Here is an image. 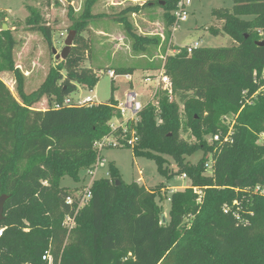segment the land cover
Wrapping results in <instances>:
<instances>
[{"label": "trees", "instance_id": "16d2710c", "mask_svg": "<svg viewBox=\"0 0 264 264\" xmlns=\"http://www.w3.org/2000/svg\"><path fill=\"white\" fill-rule=\"evenodd\" d=\"M96 2L86 0L79 19L70 11L77 34L71 54L51 67L39 89L29 95L24 91L25 76L14 61L13 34L0 32V73L7 68L14 74L19 97L0 79V199L7 198L0 223V264H48L43 259L47 254L53 264H264V195L253 191L264 186V144L259 143L264 134V97L239 114L233 143L210 145L206 140L211 134L226 133L222 117L238 114L243 91L257 89L253 73L264 68V45L257 44L264 42V0H233L232 10H213L223 27L208 31L227 35L235 44L198 48L192 54L187 46L167 56L164 68L175 101L161 96L160 123L151 105L140 114L134 155L153 160L162 176L186 175L191 181L187 189L172 193L165 223L159 203L163 187L126 184L112 164L109 178L92 183V197L78 212V201L66 202L73 196L71 190L61 186L63 178L79 183L82 170L96 168L103 157L93 144L111 135L109 123L121 118L113 78L108 103L54 108L79 86L92 91L100 79L98 69L85 65L92 48L82 35L95 18ZM178 3L153 0L123 14L160 6L170 28ZM27 9L30 30L41 33L52 46V28L37 10ZM120 22L135 49L157 44L156 39L135 33L125 17ZM171 38L169 31L167 43ZM112 70L116 76H130L135 69L107 73ZM43 97L49 108L35 110ZM185 132L195 141L184 140ZM198 152L203 157L197 164L187 162ZM168 158L175 162V171L168 167ZM195 188L202 190L201 197ZM68 216L76 217L71 230L64 225Z\"/></svg>", "mask_w": 264, "mask_h": 264}, {"label": "rangeland", "instance_id": "374dc122", "mask_svg": "<svg viewBox=\"0 0 264 264\" xmlns=\"http://www.w3.org/2000/svg\"><path fill=\"white\" fill-rule=\"evenodd\" d=\"M85 1L0 0V32L3 31L2 26L7 24V31L13 34L16 41L14 61L25 76L24 91L27 95L36 92L44 82L50 68L56 66L58 61L53 51L56 50L57 54H61L69 33L74 31L69 13L72 10L74 18L79 19L83 13ZM150 1L153 0H97L92 8L95 18L89 23L87 32L82 35L90 41L92 48L91 58L85 65L98 69L100 79L92 91L88 87L81 86L71 95L73 98L83 99L94 95L98 104H106L110 100L113 84L106 67L133 68L136 70L130 79L126 75L115 78V98L120 102L124 101L127 92L131 91L129 80H132L133 91L139 95L144 105L152 106L159 103L164 94L153 86L148 88L143 84L142 78L147 74L145 69L157 72L164 65L167 56L175 55L178 49L191 46L196 42L200 43L201 48L230 47L235 44L227 35L214 36L208 31L222 29L223 23L216 20L212 12L216 9L232 10L233 0H192L187 21L181 23L176 31H173V26L169 28L165 11L160 6L141 8L138 12L123 14L127 9L142 7ZM28 7L37 10L44 24L52 28V46L48 45L41 33L31 31L26 24L30 16ZM120 17H125L130 22L135 33L142 37L156 39L157 44L144 49H135V41L126 31L124 24L120 22ZM169 31L172 33V38L167 43ZM0 79L19 100L14 74L5 68L0 73ZM48 108L49 100L46 97L35 105V110L38 111H46ZM181 137L188 142L195 141L190 132L182 133ZM207 141L212 145L210 136L207 137ZM259 143L264 144V136L260 137ZM101 157L104 160L98 163L96 169L81 171L79 183L70 177H65L61 180V186L69 188L75 197L81 195L95 180L109 178V168L112 164L118 169L126 184L138 183L140 180L141 185L149 189L162 186L166 190L159 203L167 221H169L171 209V192L183 191L191 186L190 179L182 178V175L162 176L153 160L136 157L133 148L130 147L106 148L102 151ZM202 157L203 152H198L188 157L187 162L197 164ZM168 161V167L175 171V162L170 158ZM208 174H212L211 169L208 170Z\"/></svg>", "mask_w": 264, "mask_h": 264}, {"label": "built area", "instance_id": "2783aa9c", "mask_svg": "<svg viewBox=\"0 0 264 264\" xmlns=\"http://www.w3.org/2000/svg\"><path fill=\"white\" fill-rule=\"evenodd\" d=\"M191 4L192 0H179L177 9L172 13V15L175 17L173 31H176V29L180 27L181 23L187 21L190 14L189 8ZM198 48H201L200 43L196 42L193 45L188 46L187 51L189 54H192L193 50ZM108 75L113 79L117 77L114 71H109ZM142 79L143 83L146 86L154 85V88H156L157 90H161L170 102L175 101L173 83L171 78L166 73L164 65L155 75H147ZM253 84L257 87L255 91L251 92L250 90H245L242 93L241 108L239 110V113L229 114L222 117L221 122L223 127L227 129V132H219L217 134L209 135L212 144L233 143V137L235 133L234 126L236 124L237 118L239 117V114L246 107L254 106L260 97H264V68L261 71H255L253 73ZM96 104L97 102L95 100V97L93 96H87L83 99L73 98L72 96H69L64 100L62 104H55L54 108L59 110L63 107H83L93 106ZM146 106L147 105H144L143 102L140 100V97L137 93H135L133 90L129 91L125 95L124 101L118 102L117 108L121 115V118H114L109 123L112 134L95 141L93 144L94 151H96L97 154L101 155L102 151L106 148H135V146L140 140V136L137 129L138 124L140 122V114ZM152 106L156 109V115L158 118V122L160 123L159 118L161 114V109L159 103H155ZM261 136H264V134H262ZM212 167L213 162L211 161L208 163V170H213ZM182 178H187V176L183 175ZM138 182L141 181L139 180ZM91 186L92 183L89 188L85 191V193L81 195H76V197L75 195L68 197L66 200L67 204L73 205L74 201H78L77 212L81 208L85 207L92 197L90 191ZM195 191L198 193L199 197L203 195L202 190L195 188ZM253 191L255 194L264 195V186H257ZM64 225L70 230L75 228L76 217H66ZM2 233L3 230H0V237L2 236ZM43 259L48 261V264H53V258L50 254L45 255Z\"/></svg>", "mask_w": 264, "mask_h": 264}, {"label": "water", "instance_id": "95a60500", "mask_svg": "<svg viewBox=\"0 0 264 264\" xmlns=\"http://www.w3.org/2000/svg\"><path fill=\"white\" fill-rule=\"evenodd\" d=\"M164 4H165L164 1H161L159 3L160 6H163ZM2 30L3 31H7L8 30L7 24H4L2 26ZM76 36H77V34L74 31L69 33L68 38L66 39V42H65V48H64V50L62 51L61 54H57L56 50L53 51V53L56 56V60L57 61H65L69 57V55L71 54V51H72ZM257 44L259 46H263L264 42H259ZM6 199H7L6 197H2L0 199V223L4 219V205H5ZM165 222H166V217L164 216L163 217V223H165Z\"/></svg>", "mask_w": 264, "mask_h": 264}, {"label": "crops", "instance_id": "0c3cea01", "mask_svg": "<svg viewBox=\"0 0 264 264\" xmlns=\"http://www.w3.org/2000/svg\"><path fill=\"white\" fill-rule=\"evenodd\" d=\"M171 28H172V27H171ZM173 35H174V34H173ZM174 52H176V51H174ZM172 55H173V54H172ZM91 68H93V67H91ZM106 69H112V68H109V67L107 66ZM132 69H133V68H132ZM135 70H136V69H135ZM135 70H134V71H135ZM145 70H147V74L144 75V76H147V75H155L160 69H159L157 72H154V71L151 70V69H150V70L145 69ZM112 71H113V70H112ZM133 73H134V72H133ZM132 75H133V74H132ZM132 75H130V76H128V77L131 78ZM144 76H143V77H144ZM130 78H128V79H130ZM129 83H130V90H133V87H134V86H133V81H132V80H129ZM143 84H144V83H143ZM151 86L154 87V85H149V86H147V87H148V88H149V87L151 88ZM79 88H81V86H79L78 89H79ZM127 93H128V92H127ZM114 95H115V94H114ZM93 97H95V96L93 95ZM95 99H96V97H95ZM115 99H116V98H115ZM116 100H117L118 102H120L118 99H116ZM97 104H98V103H97ZM103 160H104V158H103ZM97 166H98V165H97ZM97 166H96V167H97ZM95 169H96V168H95ZM138 184L141 185L142 183H141V182H138ZM165 187H167V186L165 185ZM146 188H147V187H146ZM148 189H149V188H148ZM165 191H166V190L163 188V194H164ZM169 191H170V190H169ZM174 192H176V191H174ZM174 192L172 191L171 194L174 193Z\"/></svg>", "mask_w": 264, "mask_h": 264}]
</instances>
